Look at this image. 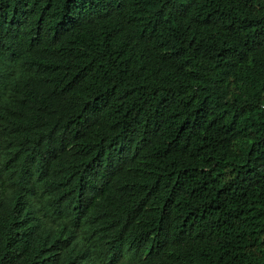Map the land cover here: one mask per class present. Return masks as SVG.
<instances>
[{
  "label": "trees",
  "instance_id": "obj_1",
  "mask_svg": "<svg viewBox=\"0 0 264 264\" xmlns=\"http://www.w3.org/2000/svg\"><path fill=\"white\" fill-rule=\"evenodd\" d=\"M0 264H264V0H0Z\"/></svg>",
  "mask_w": 264,
  "mask_h": 264
}]
</instances>
